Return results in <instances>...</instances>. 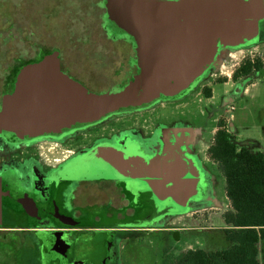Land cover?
Masks as SVG:
<instances>
[{
  "label": "water",
  "instance_id": "obj_1",
  "mask_svg": "<svg viewBox=\"0 0 264 264\" xmlns=\"http://www.w3.org/2000/svg\"><path fill=\"white\" fill-rule=\"evenodd\" d=\"M106 30L127 37L138 73L120 90L97 94L62 69L55 50L23 67L0 106V150L58 145L126 115L182 101L214 70L224 69L264 38V0H104ZM202 134L164 128L97 142L60 163L35 193L4 181L0 172V225L4 207L31 225L90 226L63 214L60 193L69 183L121 181L136 210V225H164L183 217L213 193L197 149ZM128 223L118 224L125 226Z\"/></svg>",
  "mask_w": 264,
  "mask_h": 264
},
{
  "label": "rangeland",
  "instance_id": "obj_2",
  "mask_svg": "<svg viewBox=\"0 0 264 264\" xmlns=\"http://www.w3.org/2000/svg\"><path fill=\"white\" fill-rule=\"evenodd\" d=\"M257 47V50L248 53L246 57L250 60L253 57L263 59L264 38ZM55 50L61 52L66 72L86 83L93 93L116 92L122 88L121 86L131 81L132 73L135 72L134 64L132 68L128 64L129 59L135 58L131 41L128 38L113 37L106 30L104 0H0V104L2 95L9 91L12 85L13 72L8 74L11 69L31 59L39 58L47 51ZM126 62L127 65L122 67V76L117 78L115 84L109 81V77H114L115 72L117 75L121 70L120 65ZM239 65L241 62L235 67L228 68L222 76L214 78L215 82L212 81L210 85L211 98L198 94L178 105H163L137 116L113 121L78 135L63 144L75 140H81L79 143L91 142L90 145L74 151L75 155H79L97 142L112 140L133 132L142 134L139 127L145 137L151 136L150 132L155 122L161 125L162 120L174 121L184 116L200 118L203 115L201 110L207 109L210 111V116H207L209 146L213 145L216 133L222 129L231 134L238 149H248L251 146L249 142H253L255 145L251 146L252 152L264 154V69L243 79L237 97L227 101L226 98L234 92L237 84L231 80L233 72ZM221 81H228V83L219 84ZM245 91L249 93L245 95ZM160 129L164 128L159 126L156 131ZM72 147V144L64 147L45 145L33 147V149L26 147L15 150L14 154L17 153L19 159L8 158L5 161L6 165L0 164V172L5 168L22 167L24 159L29 155L41 156L51 162L64 160ZM203 151L207 155V150ZM44 152L49 155H44ZM9 153L6 150L7 156H10ZM207 159H209L208 155ZM212 169L215 171L213 193L210 197L191 204L192 215L181 223L186 228L178 233L181 239L178 245L179 250H202L213 253L232 247V243L227 239V230L230 228L224 221V214L230 209L226 182L217 164L215 169ZM38 174L39 172L29 175L33 178L32 180L46 177L45 173ZM13 176L18 177L15 174ZM38 183L39 181L35 183L33 190L38 188ZM69 187L76 188L77 185L70 184ZM96 188L100 187H86L84 192L87 194H78L74 202L86 204L98 199L94 197L98 196L95 194L98 192ZM175 227L171 226L170 229ZM105 230L102 232L113 234L115 239L123 238L122 229L106 228ZM96 232L95 234H100V231L96 230ZM134 232L127 236L126 240H133L139 236L137 231ZM154 236L155 234L148 235L146 242L148 243ZM96 244L98 243L85 241L83 248L87 252ZM98 247H101V243ZM260 250V261L264 264V241L260 244ZM115 264L124 263L115 262Z\"/></svg>",
  "mask_w": 264,
  "mask_h": 264
},
{
  "label": "flooded vegetation",
  "instance_id": "obj_3",
  "mask_svg": "<svg viewBox=\"0 0 264 264\" xmlns=\"http://www.w3.org/2000/svg\"><path fill=\"white\" fill-rule=\"evenodd\" d=\"M262 39L263 38H261V40ZM257 49V46L255 48L248 49L241 53L234 63H226L224 69L212 71L209 76L197 86L195 91L182 101L162 103V105L160 104L154 109L163 105L181 104L194 96H198V94L205 96V91L210 89L211 82H215V77L222 76L228 68L233 66L235 67L239 62H241V65H239V67L233 72L231 80L237 83L234 92L226 98L227 101L233 100L240 92L241 81L251 76L241 77L236 80L235 74L239 69L246 65L247 62L254 63L257 60L255 57L251 60L246 57L248 53ZM134 51V60L129 59L128 62L131 68L133 67V64L135 68V72L132 73L131 80L138 73L135 47ZM125 65H127V62L124 65H120V72L117 75H115V72L114 77H109V81H112L115 84L117 78L122 76V67ZM110 78L114 79L112 80ZM82 83L93 92V90H91L86 83ZM227 83L228 81L219 82V84L224 85ZM113 87H115V85ZM203 110L204 111L201 110L203 115H201L200 118L194 116H184L179 117L174 121L166 122L162 120L161 125H157L159 122H155L153 123L150 134H153L159 126L165 129L188 128L199 131L202 134L203 141L206 143L197 149V153L210 174L211 183L214 185L215 171L212 168L215 169L216 164L209 160V156V159H207L209 149L212 146H209V120L207 119V116H210V111L207 109ZM177 125L178 127H176ZM64 145L66 146L67 144L52 146L64 147ZM33 147L36 148L37 146L29 147V149H33ZM203 150H207V155ZM72 154H74V150H71L69 155L65 157L64 160L69 158ZM28 157L33 158L32 155H29ZM35 157L37 156H34V158ZM62 160H58L56 162H51L49 160L46 161L47 163L42 168V172H40L42 174L45 173L46 177H41V179L37 180L34 178L33 182L30 184L32 193L37 192L39 189L50 183L49 177L52 171L60 164V162L62 163ZM40 173L38 175H40ZM7 174L8 177L16 183H21L23 181L21 178L22 172L19 169H12L8 171ZM14 174L18 177L13 176ZM37 181H39V186L36 190H33ZM25 184L29 185V183L26 182L24 185ZM73 184H76L77 187L73 188L66 186L60 193L61 210L63 214L72 218L76 222L92 223V225L58 227L53 225L48 220L42 221L39 225H31L24 216H19L12 210L4 208L3 223L0 225V264H115V262L124 264H170L174 262V260L181 253L192 251L190 249L179 250L178 248L181 241L178 237V233L180 230H184L186 228L182 226L181 223H183L185 219H189L192 212L183 217L174 219L164 225H136L133 223L135 220L144 221L145 212L143 210H136L132 207L131 200L126 194L121 181H80L74 182ZM86 187H100L96 188L98 192L95 194H98V196H94L98 197V199L86 204L75 203L74 200L78 194H87L84 192ZM106 189L107 191H105ZM121 223L128 224L125 226L118 225ZM171 226L176 227L174 229H170ZM106 228L122 229L124 233L123 238L115 239L113 234H110L109 232H102L106 231ZM96 230L100 231L99 235L95 234L97 233ZM134 231H137L139 236L133 240H126L127 236L135 233ZM142 234L144 236H142ZM152 234H155L154 238L147 243V236ZM85 241H92L98 244L85 252L83 248V242ZM127 241L130 243H126ZM99 243H101V247H98Z\"/></svg>",
  "mask_w": 264,
  "mask_h": 264
},
{
  "label": "trees",
  "instance_id": "obj_4",
  "mask_svg": "<svg viewBox=\"0 0 264 264\" xmlns=\"http://www.w3.org/2000/svg\"><path fill=\"white\" fill-rule=\"evenodd\" d=\"M51 52L53 51H47L39 58L31 59L27 63L11 69L8 74L13 72L12 85L10 90L2 95V98L11 92L16 76L23 67L40 60ZM62 69L66 72L63 66V59ZM263 69L264 53L263 59H257L254 63L247 62L246 65L239 69L235 74V79L247 77ZM205 97H212L210 89L205 91ZM139 114L126 115L114 121H120ZM139 131L143 132L140 127ZM80 141L68 142L69 144L67 143L66 146L72 144L73 147L71 149L76 152V150L91 144V142L79 143ZM24 148L26 147L18 148L4 145L3 149L0 150V164L6 165L5 161L8 158L19 159L17 153L14 154V152ZM6 150L10 152V156L5 154ZM208 156L211 161L219 166L222 177H224L226 182V193L230 202V209L224 214V221L230 228L227 230V239L232 243V247L213 253H207L202 250L188 251L181 253L170 264H261L258 259V245L261 241H264V154H254L247 148L238 149L231 134L221 129L214 138V144L210 147ZM25 159L22 167L12 168L14 170L19 169L22 172L21 178L23 181L21 183H16L8 177L7 172L12 169L5 168L1 173L2 176L4 174V181H13L25 192L32 193L30 184L33 182V178L29 174L34 175L42 172L47 160L41 156L35 158L34 156L33 158L27 157ZM25 182L29 183V185H24ZM70 184L73 183H69L67 187ZM4 208L11 210L8 207Z\"/></svg>",
  "mask_w": 264,
  "mask_h": 264
},
{
  "label": "crops",
  "instance_id": "obj_5",
  "mask_svg": "<svg viewBox=\"0 0 264 264\" xmlns=\"http://www.w3.org/2000/svg\"><path fill=\"white\" fill-rule=\"evenodd\" d=\"M247 93H249L248 91H245V95L247 94ZM249 144H251V146H253V145H255L253 142H249ZM249 147L248 149H250V151L252 152V147ZM253 153V152H252ZM262 242V241H261ZM261 242L259 243V245H258V249H259V257H258V259H259V262L261 263V264H263V262L262 261H260V258H261V250H260V244H261Z\"/></svg>",
  "mask_w": 264,
  "mask_h": 264
},
{
  "label": "bare ground",
  "instance_id": "obj_6",
  "mask_svg": "<svg viewBox=\"0 0 264 264\" xmlns=\"http://www.w3.org/2000/svg\"><path fill=\"white\" fill-rule=\"evenodd\" d=\"M44 155L48 156L49 154H48V153H46V152H44Z\"/></svg>",
  "mask_w": 264,
  "mask_h": 264
}]
</instances>
